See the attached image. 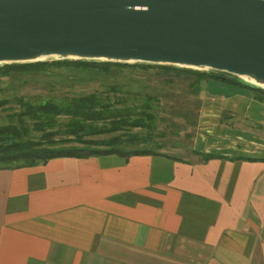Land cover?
Masks as SVG:
<instances>
[{"label":"crops","instance_id":"1","mask_svg":"<svg viewBox=\"0 0 264 264\" xmlns=\"http://www.w3.org/2000/svg\"><path fill=\"white\" fill-rule=\"evenodd\" d=\"M250 143L258 155L0 169V264H264V143Z\"/></svg>","mask_w":264,"mask_h":264},{"label":"water","instance_id":"2","mask_svg":"<svg viewBox=\"0 0 264 264\" xmlns=\"http://www.w3.org/2000/svg\"><path fill=\"white\" fill-rule=\"evenodd\" d=\"M55 60L222 73L264 90V0H0V66Z\"/></svg>","mask_w":264,"mask_h":264},{"label":"trees","instance_id":"3","mask_svg":"<svg viewBox=\"0 0 264 264\" xmlns=\"http://www.w3.org/2000/svg\"><path fill=\"white\" fill-rule=\"evenodd\" d=\"M12 74L82 77L92 85L76 89L24 79L20 89L29 86L35 92L16 90L12 84L0 87V169L34 166L55 157L116 155L126 160L161 154L179 159L160 150L170 132L159 128L167 120L161 113L173 108L177 89L195 97L201 83L210 79L251 90L264 104V90L234 77L166 65L55 60L0 66V79ZM147 74L152 78H145ZM38 87L42 91L36 93ZM170 125L176 127L175 122ZM195 154L202 161L221 156Z\"/></svg>","mask_w":264,"mask_h":264},{"label":"rangeland","instance_id":"4","mask_svg":"<svg viewBox=\"0 0 264 264\" xmlns=\"http://www.w3.org/2000/svg\"><path fill=\"white\" fill-rule=\"evenodd\" d=\"M146 77L152 78L148 74ZM24 79L39 82L48 80L56 86L71 84L76 89L79 86L83 88L92 85L91 82H87L88 79L82 77L66 79L60 74H33L27 77L12 74L10 77L0 79V87L12 84L16 90L26 91V93L35 92L29 86L24 87L23 90L20 89ZM234 88L243 89L249 94L252 93L248 89L220 83V80L217 79L202 82L201 90L195 97L177 89L175 92L179 93L170 103L172 105L170 107L173 108H167L161 113L167 120L162 121L159 128L164 129L165 132L170 130V132L166 133L162 140L163 148L160 150L189 161L198 159L195 154L197 151L227 155H258V153H251L260 150L254 151V147L257 146L252 145L253 143L250 141L258 139L264 143L262 106L257 103L258 100L255 102V100L247 101L232 97L233 93L237 92ZM39 91L42 90L38 87L36 93ZM170 121L175 122L176 127L168 126Z\"/></svg>","mask_w":264,"mask_h":264}]
</instances>
